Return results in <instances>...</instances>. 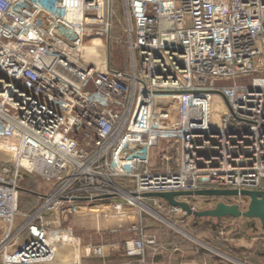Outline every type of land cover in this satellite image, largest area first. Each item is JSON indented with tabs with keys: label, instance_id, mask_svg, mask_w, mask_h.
<instances>
[{
	"label": "built area",
	"instance_id": "2783aa9c",
	"mask_svg": "<svg viewBox=\"0 0 264 264\" xmlns=\"http://www.w3.org/2000/svg\"><path fill=\"white\" fill-rule=\"evenodd\" d=\"M123 6L114 36L115 0H0V264L103 256L62 226L73 206L116 200L112 216H142L134 201L154 199L168 216L187 215L143 195L264 191V0ZM89 38L107 39L104 68L84 59ZM112 42L130 69L112 66ZM27 175L46 194L24 213ZM229 199L247 209L246 198ZM129 230L126 255L145 262L157 239L142 221Z\"/></svg>",
	"mask_w": 264,
	"mask_h": 264
},
{
	"label": "rangeland",
	"instance_id": "374dc122",
	"mask_svg": "<svg viewBox=\"0 0 264 264\" xmlns=\"http://www.w3.org/2000/svg\"><path fill=\"white\" fill-rule=\"evenodd\" d=\"M115 11L116 17H114V36H119L123 32V27L125 25V12L123 6V0H115ZM106 45L107 39L98 40L94 38H89L86 43V48L84 51V59L86 61H94L98 60L101 67L104 68L106 64ZM111 61L113 67H126L130 69L131 62L128 50L119 45H116L112 42L111 46ZM221 84V83H220ZM215 105L217 102H223V99L220 96H215ZM226 104V103H225ZM214 115L216 116L217 121H220L221 117L224 115V111L214 106ZM154 158L157 163L160 161L159 150H155ZM25 189H35L40 193H45L46 185L42 183L39 179L35 177L26 178L23 182V186ZM191 206L196 210L203 211L207 210L206 207L215 205V202H225L227 204H236L232 203V200L229 198H215L214 203H210L208 198L206 197H193L187 199ZM119 201V200H117ZM33 198L27 195H23L20 200V210L24 213H29L33 211ZM116 200L109 201L105 203V206L102 207L101 203L92 204V205H83L82 207L73 206L72 213L66 215L65 213H61V224L63 227H70L74 229L76 235L81 238L82 245L84 249V253L90 249L102 248V245H110L111 242L116 244L119 250V253L122 255L125 252L126 240L130 238L131 231L134 224H138L141 221L145 226H147L146 231L148 234L153 235L157 239V245L154 248L148 249L146 253L147 261L142 262L143 259H140L142 264H150L148 253L149 251L157 250L159 246L162 248L165 247L168 238L171 236L170 234H175L179 232L182 236H184L185 240L190 241V244H193L196 248H198L200 252V257L197 259L198 264H203V258L208 256L217 264H231L230 261L236 262L234 259H230L227 254H219L213 247L212 244L208 242L196 238L194 234L195 231L191 226V220H194L193 217L184 215L183 213H177L174 215H167L166 211L158 209V206L155 204L154 199L152 200H143L142 202L147 205L149 208L154 210L157 214H159L163 219L158 218L155 214H152L149 210L145 209L140 215H127V216H112V210L114 209V203ZM141 208V207H140ZM144 209V208H142ZM179 214V215H178ZM66 216V217H65ZM131 218H127V217ZM184 218V220H183ZM186 220V221H185ZM135 223H132V222ZM182 221H185L182 223ZM154 223V224H153ZM156 225H158V231H156ZM156 226V227H155ZM162 228L160 230V228ZM169 228L171 231H169ZM150 230V231H149ZM149 231V232H148ZM176 232V233H174ZM2 234V232H1ZM180 235V236H181ZM194 237V238H193ZM163 242V243H162ZM91 244V245H90ZM93 244V245H92ZM90 255V260L95 261V264H108L104 262V260H108V258H103V256ZM155 252V251H154ZM104 254V253H103ZM159 254V250L157 251L156 256ZM117 256V255H116ZM114 262L111 264L117 263V258H113ZM236 264H239L236 262Z\"/></svg>",
	"mask_w": 264,
	"mask_h": 264
},
{
	"label": "crops",
	"instance_id": "0c3cea01",
	"mask_svg": "<svg viewBox=\"0 0 264 264\" xmlns=\"http://www.w3.org/2000/svg\"><path fill=\"white\" fill-rule=\"evenodd\" d=\"M153 163L155 166H158L154 156ZM187 199L180 200L189 202ZM207 201L214 203L212 200ZM217 203L218 202L216 201L213 207L212 205H209V207H206L205 209L214 208ZM167 204L169 205V203ZM127 218L129 219L131 217L129 216ZM185 221H182V223ZM132 223L135 222L133 221ZM191 223V226L196 233L194 234L196 238L212 244L219 254H227L230 259H234L239 264H264V228L259 220L224 218L221 224L214 221L215 227L208 226L203 221L201 223H194V220H191ZM156 226V231L160 233V231H158V225ZM4 229V224L0 223V241L3 238ZM161 229L162 228H160V230ZM169 231H171L170 228ZM172 233L170 234L171 236L168 238L165 247L162 248L159 246L157 250H154L155 252L151 250L149 251L148 259L150 264H198L197 259L201 258L198 248L193 244H190V241L188 242V240H185L184 236L179 232L177 233L179 236H175V234ZM131 234L132 235H130L128 240L135 237L133 232H131ZM102 247L104 253L103 258H108V260H104V262H107L108 264L113 263V258L115 257L117 258L116 264H142L140 258H130L125 252L121 255L118 250L119 246L113 242H111L110 245H102ZM158 250L159 254L156 256ZM203 260V264H213V260L208 258V256L207 258L204 257ZM236 262L234 263L230 261L229 263L236 264ZM86 263L95 264V261L86 258ZM214 264H217V262H214Z\"/></svg>",
	"mask_w": 264,
	"mask_h": 264
},
{
	"label": "water",
	"instance_id": "95a60500",
	"mask_svg": "<svg viewBox=\"0 0 264 264\" xmlns=\"http://www.w3.org/2000/svg\"><path fill=\"white\" fill-rule=\"evenodd\" d=\"M143 196L145 198H159L172 207L181 208L188 216L194 218V223L203 221L206 225L215 227L214 221L221 224L224 218H246L259 220L264 228V191L244 190L239 192L237 190L201 189L196 191L146 193ZM193 197H243L248 200L249 204L247 209L243 211L237 204L230 205L221 201L214 208L199 211L194 209L189 202L180 200Z\"/></svg>",
	"mask_w": 264,
	"mask_h": 264
},
{
	"label": "trees",
	"instance_id": "16d2710c",
	"mask_svg": "<svg viewBox=\"0 0 264 264\" xmlns=\"http://www.w3.org/2000/svg\"><path fill=\"white\" fill-rule=\"evenodd\" d=\"M30 177H32V176L27 175L25 177V179L26 178H30ZM22 186H23V183H22ZM39 194H40V192H38V190H35V189L30 190V189H25L24 187H22L21 188L20 200H21V197L23 195H27V196L32 197L33 198V202H32L33 203V208L32 209L35 210V208L38 206V203H39V198H38Z\"/></svg>",
	"mask_w": 264,
	"mask_h": 264
},
{
	"label": "bare ground",
	"instance_id": "6f19581e",
	"mask_svg": "<svg viewBox=\"0 0 264 264\" xmlns=\"http://www.w3.org/2000/svg\"><path fill=\"white\" fill-rule=\"evenodd\" d=\"M69 20L72 21V22H74V21L77 20V17H76V16H71V17H69ZM134 204L137 205L138 207H141V208H144V209L149 210L152 214H155L156 216H158V218L163 219V220L165 221L164 218H162L160 215H158V214H156L155 212H153L151 209L146 208V207H145L142 203H140L139 201H136V200H135V201H134Z\"/></svg>",
	"mask_w": 264,
	"mask_h": 264
}]
</instances>
